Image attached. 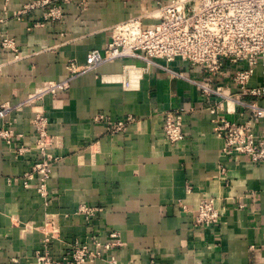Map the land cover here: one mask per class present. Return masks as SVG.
<instances>
[{
  "label": "crops",
  "instance_id": "1",
  "mask_svg": "<svg viewBox=\"0 0 264 264\" xmlns=\"http://www.w3.org/2000/svg\"><path fill=\"white\" fill-rule=\"evenodd\" d=\"M31 1L0 0V102L15 104L38 86L65 79L69 59L85 63L92 49L109 41L113 25L154 11L156 2L90 0L86 9L72 2L63 5L59 21L45 20L41 8L16 15ZM4 39H13L18 51L5 47ZM163 63L181 76L137 58L119 59L75 77L67 92L45 97L49 132L63 154L49 180L48 207L37 180L30 188L21 181L36 155H16L0 138V264L13 258L34 263L44 236L32 225L47 212L60 214L61 236L51 244L56 257L74 240L87 241L95 232L107 240L115 231L124 244L86 264H264V163L223 158L224 141L194 82L210 76L187 61ZM216 79L225 93H238L230 79ZM253 80H260L259 71ZM180 106L188 110L186 135L172 143L163 132V112ZM234 107L229 118L249 119L244 108ZM37 109L10 115L26 143L33 141L30 121ZM97 113L113 119L133 114L137 121L109 134L104 123L94 122ZM256 127L264 130V120ZM222 162L226 175L220 174ZM207 196L216 199L221 220L196 225L197 206ZM83 203L101 208L89 222L76 212Z\"/></svg>",
  "mask_w": 264,
  "mask_h": 264
},
{
  "label": "built area",
  "instance_id": "2",
  "mask_svg": "<svg viewBox=\"0 0 264 264\" xmlns=\"http://www.w3.org/2000/svg\"><path fill=\"white\" fill-rule=\"evenodd\" d=\"M72 2L86 9L90 0H32L16 15L41 8L45 20L59 21L64 17L63 5ZM149 17L158 21L146 24L144 19ZM42 24L36 22L35 25ZM109 36L105 46L89 52L85 63L69 59L66 64L69 75L65 79L38 86L15 104L0 102V138L16 155H36L21 181L23 187L30 188L37 180L36 190L45 206L50 205L52 197L49 180L63 154L58 151L57 136L49 132L50 121L43 100L48 95L67 92L75 77L119 59L137 58L169 70L173 76L181 74L170 70L163 61L183 60L201 66L210 77L194 82L205 97L206 109L213 115L215 134L224 141L222 157H247L254 163H264V130L256 127L264 120V106L260 104V99H264V0H156L154 11L116 23L110 28ZM3 45L18 51L13 39H4ZM258 71L260 80L256 82L253 78ZM217 76L230 79L238 93H225ZM234 104L249 113L248 120L239 123L229 118L228 115L235 112ZM33 106L38 107L30 121L33 141L26 143L21 140L23 134L16 132L15 120L10 115ZM187 112L184 106L163 112V132L170 142L184 140ZM93 120L104 123L107 133L117 134L127 130L137 118L128 114L113 119L105 113H97ZM219 170L226 175L227 164L220 163ZM99 211L100 207L83 203L76 212L89 222ZM221 214L216 199L207 196L199 202L194 222L196 225L218 224ZM32 226L44 236L41 249L34 253L33 264H86L101 258L104 251L124 244L118 232H110L107 240L95 232L87 241H72L67 252L56 257L51 244L61 236L60 214L47 212L41 224ZM9 264L22 263L13 258Z\"/></svg>",
  "mask_w": 264,
  "mask_h": 264
}]
</instances>
